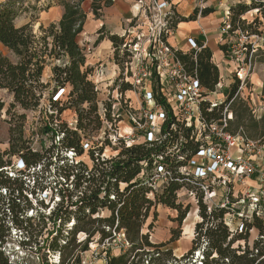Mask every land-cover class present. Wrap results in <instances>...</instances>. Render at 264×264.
<instances>
[{"label": "trees", "instance_id": "obj_1", "mask_svg": "<svg viewBox=\"0 0 264 264\" xmlns=\"http://www.w3.org/2000/svg\"><path fill=\"white\" fill-rule=\"evenodd\" d=\"M85 1L50 0L47 10L41 9L40 13L53 6H61L64 13L57 24L47 28L40 25L39 33H34L32 27L35 20L22 27L16 26V20L24 10L25 0L0 2V93L4 92L13 98L6 111L7 116H10L9 148L4 153L0 152V191L5 193L0 195V264H20L12 262L3 251L11 228L26 239L20 245H30L38 225L46 229L47 223L52 224L54 229L50 232L52 238L47 251L59 253L57 264H82V254L89 251L91 243L96 241L98 245L105 246L120 233H123L129 248L119 255L110 254V249L104 251L105 264H264L263 219L254 213L252 220L245 222L242 231H232L226 222L231 209L224 205L210 207L205 200V182L180 173V169L197 155L202 143L196 138L194 126L186 127V122L174 113L173 107L167 102L156 69L150 68L151 91L154 103L163 107L166 113V120L161 126L163 139L160 142L143 141L128 146L123 139L116 137L113 138V145L108 142L109 136L106 134L108 138L104 144L113 155L104 156L105 146L96 150L91 145L85 151L83 143L90 138V134L101 132L105 122L114 121L112 105H105L103 114L100 113L98 88L91 79L94 68L87 66L86 55L78 44V37L83 33L87 21L83 9ZM114 3L113 0H92L91 10L98 18L104 8ZM251 4L232 6L231 23L233 29L239 26L248 35H255L258 34L253 30L256 23L250 25L241 17L255 9L264 17V3ZM198 12L195 10L187 19L167 12L166 22L173 16L171 23H167V29L173 31L178 24L195 20ZM213 12L212 9H205L201 15L207 16ZM98 34L95 45L104 39L109 40L114 50V63L123 68L119 53L130 52L125 37L111 34L105 27ZM163 42L168 44L166 37ZM196 46L187 53L170 48L175 63L187 76L197 79L204 90L203 97L207 98L221 83L220 71L213 61L211 49L200 43H196ZM1 49L6 50L12 58ZM220 50L226 51V46H220ZM46 67H51L52 85L43 83ZM131 77L132 74L124 77L120 73L114 82L113 90L119 93L121 99L127 92L135 90L128 80ZM239 84L236 80L226 100L217 105L208 99L201 100V118L210 124L232 114V119L227 121V132L233 135L242 133L247 140L261 142L264 140V127H261L264 117L261 123L250 124L253 113L245 102L237 98ZM51 86L47 99L50 115L45 133L51 134L52 145L46 149V153L56 148L61 151L58 176L66 185V193L56 190L58 203L48 215L41 214L39 223L35 224L33 214L29 216V212L34 209L28 198L27 181L32 178L33 185H37L39 177L35 171L39 167H46L49 158L31 148L24 137V125L26 112L41 108L44 92ZM60 90H65V93L55 99ZM16 109L23 112L12 113ZM4 110L5 102L0 95V114ZM67 110L75 114V123L71 126L61 117ZM86 152L91 165L77 161ZM159 157H163L162 161ZM12 158H20L25 168L16 176L7 173L8 169L15 168ZM157 165L163 166L168 173L167 180L158 189L155 187L153 171ZM183 189L194 196L201 221L196 224L191 249L179 258L169 246L180 240L183 222L192 207L179 201L178 194ZM37 190L44 191L39 186ZM208 190L212 191V188L208 187ZM29 193L35 196V192ZM227 198L230 203H236L230 193ZM158 205L177 213L173 222L178 228L171 230V238L167 243L155 244L150 241V232H145V227L154 216L146 227L149 231L153 229L156 221L153 210ZM103 213L107 215L103 216ZM253 229L258 231V238L250 245L249 236ZM64 231L67 236L63 235ZM80 234L85 235L82 241L77 239ZM241 242L245 244L241 245ZM47 254L44 264H50Z\"/></svg>", "mask_w": 264, "mask_h": 264}, {"label": "rangeland", "instance_id": "obj_2", "mask_svg": "<svg viewBox=\"0 0 264 264\" xmlns=\"http://www.w3.org/2000/svg\"><path fill=\"white\" fill-rule=\"evenodd\" d=\"M2 1L5 0H0V2ZM25 1L26 3L24 4V10L16 20V26L22 27L35 20L32 24V27L34 33H39V27L40 25H43L42 19H45V16H43L44 12L40 13V10H47L46 7L50 0ZM234 2L235 3L233 6L238 4H245L247 6L252 5L250 0H234ZM163 3H167L169 5L170 1H143V3L140 4L138 14L132 20L123 23L124 31H126L123 32V37H125V43L128 45L127 49L132 52V54H129L130 52L119 53L121 58L120 60L123 63V66L121 64V67L123 68H120L114 63L113 48L111 59L107 57L104 62L102 60L92 67L94 68V73L91 79L98 88L100 113L103 114L105 105H112V117L114 119L113 122H105V127L101 132L94 131L90 134V138L87 141L91 143V145H93L96 150L102 146H105L107 143L106 140L108 137L106 134L109 136L108 142L114 145L115 141L112 137L115 135V132H117L120 137H123L128 144H137L145 141L146 128L149 121V119L145 118V114L155 113L158 107L153 106V103L151 104L145 99V95L147 93H151L152 81L150 77L144 78L143 74L145 72H149L148 68H150L151 65H153L151 67L152 70L157 69L159 75L165 76L162 88L164 89V94H166V97L172 101L170 105L173 107L177 116L182 115V120L185 119L186 116H191L192 120H195L196 112L186 113V111L183 110V107H180L176 99L175 95L177 94V85L179 83V80L176 77V66L170 61L167 64L163 63V61L161 62V60L158 62L153 54L158 50V46L155 44L156 35L160 30L159 23L163 21V16L160 17L157 5H161ZM91 4V1L86 2L84 9L89 10V13L91 12L93 14L91 11ZM170 5L168 8L163 10V14L170 12V15H173L174 9ZM101 16H103L102 12H100L98 18L96 16L95 18L99 20ZM171 17L173 19V16ZM171 17L170 19H167V23H171ZM262 17H260V14L255 15L254 13L245 15V18L248 20L247 22L250 25H254L256 23V26L253 28V30H256L258 34L249 35L253 36V38L249 40L252 44L248 46V52H243V55H245L244 63L246 64H241V67L245 69V71L242 73V75H244L243 83L236 76L237 65L233 64L231 74L232 78H221V85L217 87L216 91L212 94H209L207 98H203L210 100L212 104L225 101L230 89L232 88V85L236 82V80H238L240 84L237 92V98L245 102L253 113V121H251L250 124L253 122L261 123L262 117H264V17ZM49 26L50 25H47L45 28ZM164 31L165 30H162L161 32V38L163 40V38L166 37L167 42V38L169 37L170 33H166ZM89 35V33H86L82 36L80 35L78 37V44L82 50L85 52L88 50L92 55L94 48L97 45H92L90 42L91 40L87 39ZM224 45L226 46V51L222 53L225 56L230 57L231 50H228V46L226 44ZM1 50L6 55L10 56L6 50ZM223 54H219L220 57H222ZM85 55L91 56L89 54ZM132 59L133 62L131 66L129 62L132 61ZM214 60L215 64L218 62L220 63L217 58ZM126 62H128L127 65ZM232 62L235 63L234 61ZM114 65L116 66L115 69L117 71V75L114 79L108 81L106 78L107 76L105 77L106 71L111 68L113 69ZM132 72L136 74V78H139L141 83L137 87L136 91L132 90L127 92L121 99L119 93L113 90L114 82L120 73L123 74L124 77H127L132 74ZM128 80H131V78H128ZM228 81H231V83L228 84ZM43 83H51L52 85L51 67H47L43 76ZM51 89L52 86L44 92V99L39 110L26 112L27 118L24 125V137L29 142L31 148L34 151L41 152L47 157V159L49 158L46 162V167L42 166L41 169L39 167L35 171L39 177L37 185H33L32 178H30V181H27V185L29 187L27 194L34 209L33 212L32 210L29 212V216L33 214L35 224L39 223V216L41 214L48 215L51 209L56 206L55 204L58 203L59 197L57 196L56 190L59 191V193H66L64 191L66 189V185L62 181V178L58 176V158L61 155V151L56 148L52 149L53 152L49 154L46 153V149H49L52 145L51 134L45 133V127L48 122L47 118L50 115V108L47 99ZM223 93H226L224 99H222L220 102L214 101L216 96L213 94H217V97L220 98L222 97L220 94ZM0 95L2 100L5 102V110L0 114V152L4 153L9 148L10 129L8 123L10 116H7L6 111L13 102V98L4 92H1ZM13 112L21 113L23 111L16 109L12 111V113ZM61 117L62 120L68 122L70 126L75 123V114L70 110L65 111ZM261 125V127H264V124ZM204 136H207V134L205 133ZM206 140L210 143H214V139L210 137H207ZM257 146L261 148H251L242 159V161L248 162L253 167L251 172H242L243 174L240 175H236V172H224L223 177L227 179L225 183H223L222 179L218 178L216 181H213L212 178L210 180V183H212L211 185L213 192L211 195L208 194L205 200L210 207H214L216 205H225L231 209V213L226 216V222L232 231L238 230L240 226L244 227V224L247 220H252L251 215L252 211L254 210L258 211L260 216L264 219V198H261L259 203H255L249 196L250 194L247 195L245 193L246 191L255 189L254 187H256V189H260V187L263 185L261 179L264 177V140L259 142ZM104 148L105 157L113 155L108 146H105ZM257 151L258 153L260 151V156L257 155ZM234 157H236V155ZM77 161L91 165V161L87 152L78 158ZM13 163L15 168L8 169L7 173L9 176H16L20 171L25 170L20 158H12V164ZM49 163H51L50 166L48 165ZM153 171L155 172V169ZM26 172L28 173V171ZM31 173H33V170H31ZM37 186H39L40 189H44V191L41 192L37 190ZM156 187L158 189L160 185ZM30 191L35 192V196L32 197V195L29 193ZM229 193L236 203H230V199L227 198ZM1 194L5 195L4 191H0V195ZM178 196L181 203L191 204L192 206L189 215L183 222L180 240L169 246V248L173 249L174 254L180 258L191 249L192 240L195 238V227L196 224L201 221V219L198 215V207L194 196L186 189L181 190ZM153 212L156 213V221L154 222L153 229L149 231L146 227L153 220L154 216L148 221V224L145 227V232H150V241L152 243H167L171 238V230L178 228V225L173 222V219L177 216V213L163 207L162 205H158L153 210ZM0 213H2V209L0 210ZM106 215L107 213H103V216ZM71 225L72 224H69V226ZM42 229V225H38V228L33 233L30 245H20V242L26 239L19 231L11 228L10 236L3 251H5L6 255L10 257L12 262H19L20 264H44L43 261L46 258V254L49 253L47 251V245L52 238L50 237V232H52L54 229L53 225L50 223H47L46 229ZM63 235L67 236L65 231L63 232ZM257 238L258 231L256 229L251 230L249 236L250 245H252ZM77 239L78 241H82L85 239V235L80 234L77 236ZM244 244V242H241V245ZM128 248L129 247L124 240L123 233L117 234L115 236V240L112 241V243H107L105 246H100L96 243V241H94L90 244L89 251L82 254V264H105L106 254L104 251L110 249V254L119 255L122 251H126ZM47 258L50 264H57L60 259L59 253H49L47 254Z\"/></svg>", "mask_w": 264, "mask_h": 264}, {"label": "built area", "instance_id": "obj_3", "mask_svg": "<svg viewBox=\"0 0 264 264\" xmlns=\"http://www.w3.org/2000/svg\"><path fill=\"white\" fill-rule=\"evenodd\" d=\"M139 2L143 3V1H139ZM252 2L264 3V0H250V3ZM157 6L160 17L163 16V21L159 23L160 30L156 35L155 44H157L158 50L156 51V53L153 54L154 57L158 60V62H160L159 60H161V62L163 61V63L167 64L170 61L176 66V70H177L176 77L179 80V83L177 85V94L175 95L176 99L180 107H183V110L186 111V113L196 112L195 120H192L191 116L189 117L186 116V118L183 120L186 122V127L192 128L194 126V132L196 134V138L198 141L202 143L197 155L194 156L192 159H190L186 166L180 169V173L182 175L191 176L196 180L204 181L206 185L204 186V190L206 192V198H207V195L208 194L211 195L213 192L208 190V187L212 188L211 185L212 183H210L211 178L213 179V181H216L217 178L222 179L223 183H225L227 179L223 177L224 172L227 171L236 172V175H240L243 174L242 172L246 173L252 171L253 167L248 162L242 161V159L249 152L251 148L257 147L259 141L254 142L247 140L242 133L233 135L227 132L226 131L227 121L232 119V114H229L228 117H224L222 120L218 122H213L210 124L202 120L199 104L201 100H203L204 98L203 97L204 90L200 87L196 78L187 76L180 67V65L178 63H175L170 46L163 42L161 38L162 30H165L164 32L166 33L172 32L171 30H167L166 13L163 14V10L168 8L169 5L167 3H163ZM230 8L231 7H229L225 12L224 19L221 25V33L224 36L223 39L226 42L225 44L228 46V50H231L230 59L234 61L235 64L237 65L236 76L243 83L244 75H242V73L245 71V69L241 67V64L246 65L244 63L245 55H243V52H248V46L252 44L249 40H251L253 36H249L247 33L240 30L239 26L238 28L233 29V25L231 23ZM251 13H254L255 15L257 14L259 15V10L258 9L251 10L247 14H251ZM260 17H262L261 14ZM241 19L244 21L245 20L248 21L245 18V15H243ZM188 42L192 47V49H195L197 47L196 42L193 41L192 39H189ZM132 62L133 59L130 63L131 66H132ZM152 66L153 65H151V67ZM150 68H148L149 72H145L143 74V77L144 78L150 77L152 81V73ZM164 77H165L164 75H159L158 73V78L160 80V83L162 82L161 83L162 86H163ZM131 80L130 81L134 85L136 91L141 81L139 80V78H136V74L133 72H132ZM64 93L65 90H60L57 96L55 97V99L61 98ZM163 95L166 97V94L163 93ZM145 99L147 102L151 104L153 103V106L155 107L158 106V107L155 113L145 114V118L149 119V121H148V126L146 128V137L144 142H148V143L160 142L163 139L161 126L166 120V113L163 107L156 105L154 103L152 91L151 93H147L145 95ZM166 99L169 104L172 102L167 97ZM217 104L218 103H213V105H217ZM179 116L181 117L182 115ZM205 133L207 134V136H204ZM116 137L123 139L128 146L132 145V144H128L127 141L123 137H120L117 132H115V135H113L112 138L115 139ZM207 137L214 139V143H210L209 141H207L206 140ZM90 146L91 143H89L88 141H85L83 143V147L85 151H87L90 148ZM235 155L236 157H234ZM69 156L70 158L73 157L71 153H69ZM162 159L163 157H159L160 161H162ZM154 169H155L154 172L155 187L159 185L161 186L167 180L168 173L165 171V168H163V166L161 165L155 166ZM261 181L263 182V185L260 187V189H252L250 191L245 192L247 195L250 194L249 196L252 198V200L255 203H259L261 198H264V177L261 179ZM254 213H256L258 217L263 219V217L260 216L258 211L256 210L252 211V215ZM243 228H244L243 226H240L239 230L242 231Z\"/></svg>", "mask_w": 264, "mask_h": 264}, {"label": "crops", "instance_id": "obj_4", "mask_svg": "<svg viewBox=\"0 0 264 264\" xmlns=\"http://www.w3.org/2000/svg\"><path fill=\"white\" fill-rule=\"evenodd\" d=\"M92 0H87L83 3V9L86 2ZM170 6L173 7L175 15L177 17L189 18L198 10V14L196 19L193 21L183 22L178 24V26L170 33L167 38V43L174 49L181 50L185 53L189 52L192 47L189 44V39H192L196 43L202 44L204 47H208L211 49L213 53V61L215 62V58L220 61L216 65L219 68L221 73V78L226 77L227 79H231L232 76V60L230 57L225 56L220 50L219 46L225 44V40L223 39V35L221 33V25L224 19V15L226 10L233 6L235 3L234 0H169ZM139 0H117L113 4V6L104 8L102 10L103 16L99 20L95 18V16L89 10H85L87 14V21L84 26V31L81 34L85 35L89 33L90 35L87 39L91 40L90 42L93 44L96 43L99 37V30L103 27L110 32L111 34H116L119 36H124L123 32L124 27L123 23L132 20L137 14L140 8ZM205 9H212L214 12L207 15L202 16L201 11ZM92 11V10H91ZM64 13V10L61 6H53L47 12L43 13L45 19L43 18V26L57 24ZM167 13V12H166ZM84 54L91 55L90 51H84ZM219 54H223L220 57ZM112 55V43L104 39L94 48V52L91 56H86L87 66L94 67L98 62H101L108 57L111 59ZM110 61V60H109ZM116 66L114 68L108 69L106 71L105 77L108 81H111L117 75ZM47 67L44 70L46 72ZM43 73V76H44ZM231 81H228L230 84ZM221 85V84H220ZM219 85V86H220ZM224 92V91H223ZM216 96L214 101L220 102L226 96V93L220 94L222 97L218 98L217 94H213ZM212 98V96H211ZM213 99V98H212ZM257 148H261L258 147ZM260 154V151L257 155ZM256 189V187H254ZM258 189V188H257ZM252 190V189H251Z\"/></svg>", "mask_w": 264, "mask_h": 264}]
</instances>
